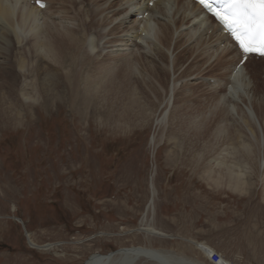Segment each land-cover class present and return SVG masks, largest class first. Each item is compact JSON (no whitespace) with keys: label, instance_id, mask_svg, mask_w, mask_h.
<instances>
[{"label":"rangeland","instance_id":"obj_1","mask_svg":"<svg viewBox=\"0 0 264 264\" xmlns=\"http://www.w3.org/2000/svg\"><path fill=\"white\" fill-rule=\"evenodd\" d=\"M84 5L88 10L92 7ZM12 44L10 62L19 54L36 64L27 44L22 49L15 41ZM187 52L179 57L183 67L191 60V51ZM202 60L192 59L191 66L192 72L202 69L204 80H178L169 105L167 94H145L146 109L149 105L151 112L157 109V99L165 118L160 113L146 125L135 119L131 129L115 134H111L114 122L107 120L106 113L121 111L116 106L126 101L123 94H90L89 106L80 95L72 108L68 94H60L56 77L51 88L55 94L38 102L25 104L21 94H0V102L6 101L0 103V264H83L92 254L131 246L213 264L193 241L235 264H264L262 166L250 160L255 172L245 176V192L236 193L206 181L202 166L212 163L210 152L196 162L195 153L202 147L196 131L204 134V141L213 142L214 131L220 129L224 140L233 144L239 129L226 110L215 109L217 97L209 85L216 69L210 72L208 62ZM45 61L38 62L40 68L32 77L47 71ZM147 65L142 60L141 67ZM245 73L249 94L241 105L247 110L258 98L264 99V60L246 63ZM16 74L15 67L0 72V86L18 83ZM30 86L31 82L29 90ZM174 105L179 107L173 110ZM13 109L20 117L15 123L7 119ZM187 116L197 117L196 122L191 118L193 123L188 124ZM153 133L154 145L150 143ZM235 158L241 167L247 163L245 157ZM151 179L155 195L150 211ZM146 222L167 236L139 230ZM26 231L37 246L30 244ZM136 264L151 263L141 258Z\"/></svg>","mask_w":264,"mask_h":264},{"label":"bare ground","instance_id":"obj_2","mask_svg":"<svg viewBox=\"0 0 264 264\" xmlns=\"http://www.w3.org/2000/svg\"><path fill=\"white\" fill-rule=\"evenodd\" d=\"M44 1L45 7L39 8L30 4V0H0V72L5 73L7 67H15L18 82L0 86V94H21L25 104L38 102L55 94V90L51 91L55 84L53 77L59 79L62 89L60 94H68L66 99L72 108H75L80 95L84 98V104L89 106L90 94H123L126 101L122 100L116 106L121 111L117 115L111 111L106 113L107 120L114 122L111 134H115L128 130L136 123L135 119L144 123L140 125H146L151 118L162 114V110L158 111L161 102L156 98L157 109L152 111L154 113L150 105V110L146 109L145 94H167L169 105L173 94H176L178 80H204L202 69L192 72L195 67L191 66L192 59H203L210 66L207 70L210 71L212 67L216 69L212 76L214 83H209L211 93L217 97L215 109L226 110L239 129L234 135L236 142L233 144L224 140V132L220 129L214 131L213 142L204 141V134L196 131L194 136L201 141L202 146L201 152L195 153L196 162L205 152H210L212 163L206 168L202 166L206 181L215 188L223 187L243 193L248 187L245 186V176L255 172L250 162L258 160L259 166H262L260 175L264 199V99L258 98L251 109L244 110L241 105L243 98L248 100L249 94L246 88V63L262 58L251 56L235 69L240 60L237 48L213 18L190 0H155L151 6L147 0ZM65 3L71 4V13ZM85 3L92 6L90 10L85 7ZM77 13L82 17L76 16ZM139 14H143L141 18H134ZM14 41L21 49L27 44L25 47L28 55L37 58L35 65L32 60L29 62L25 57H19V54L12 62L8 60V47ZM187 51H191V60L183 67L179 57ZM170 54L172 59L169 62ZM42 59L46 60L47 71L39 77H32L33 71L39 70L38 62ZM142 60H146L149 65L141 67ZM31 77L29 90L27 80ZM8 101L15 104L13 99ZM3 102L6 101L0 103ZM176 107L179 106L174 105L173 110ZM18 114L13 109L7 117L8 122H17L20 118ZM166 114L163 112L161 119ZM191 118L196 122L197 117L187 116L188 124L193 123ZM158 122L156 119V126ZM150 143H157L154 133ZM236 156L245 157L249 165L245 163L241 167L236 164L233 161ZM150 187L152 197L148 210L151 211L155 195L152 179ZM147 214L148 211L144 213L142 222L146 220ZM18 220L24 225L21 219ZM139 230L150 235L167 236L147 222ZM26 235L30 244L37 246L27 231ZM193 242L204 253L212 250L204 243ZM46 246L52 247V244ZM141 258L151 264H199L194 260L143 246L121 247L106 254L95 253L83 264H136ZM227 261L224 259L220 264H228Z\"/></svg>","mask_w":264,"mask_h":264},{"label":"snow or ice","instance_id":"obj_3","mask_svg":"<svg viewBox=\"0 0 264 264\" xmlns=\"http://www.w3.org/2000/svg\"><path fill=\"white\" fill-rule=\"evenodd\" d=\"M245 54L264 56V0H198ZM41 7V0H36Z\"/></svg>","mask_w":264,"mask_h":264},{"label":"built area","instance_id":"obj_4","mask_svg":"<svg viewBox=\"0 0 264 264\" xmlns=\"http://www.w3.org/2000/svg\"><path fill=\"white\" fill-rule=\"evenodd\" d=\"M208 258L210 260V262H212L213 264H220V262L222 260H224V258L221 257V255L216 252L215 250H209L207 252ZM228 264H235L233 262L227 261Z\"/></svg>","mask_w":264,"mask_h":264}]
</instances>
